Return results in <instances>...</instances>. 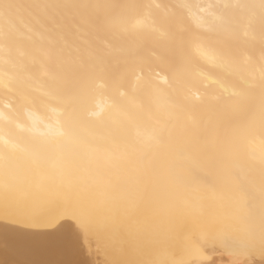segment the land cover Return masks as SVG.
<instances>
[{"label": "bare ground", "instance_id": "6f19581e", "mask_svg": "<svg viewBox=\"0 0 264 264\" xmlns=\"http://www.w3.org/2000/svg\"><path fill=\"white\" fill-rule=\"evenodd\" d=\"M0 264H264V0H0Z\"/></svg>", "mask_w": 264, "mask_h": 264}]
</instances>
